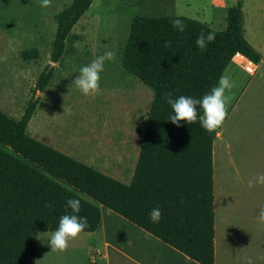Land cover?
<instances>
[{
	"label": "trees",
	"instance_id": "obj_1",
	"mask_svg": "<svg viewBox=\"0 0 264 264\" xmlns=\"http://www.w3.org/2000/svg\"><path fill=\"white\" fill-rule=\"evenodd\" d=\"M92 1L72 0L54 16L50 63L39 74L35 92L45 91L67 38ZM176 18L183 20L184 32L172 27ZM225 21L226 28L215 31L181 16L132 18L120 64L151 91L152 101L128 184L32 138L27 127L37 106L34 97L19 119L0 111V264H35L37 234L55 232L60 217L72 214L69 199L81 202L78 215L89 224L83 233L98 230L103 206L190 260L213 264L215 133L203 129L199 120L174 125L165 93L202 99L236 53L253 64L261 61L243 35L241 0L226 10ZM210 31L215 41L202 51L196 39ZM156 207L163 212L159 223L149 216Z\"/></svg>",
	"mask_w": 264,
	"mask_h": 264
},
{
	"label": "rangeland",
	"instance_id": "obj_2",
	"mask_svg": "<svg viewBox=\"0 0 264 264\" xmlns=\"http://www.w3.org/2000/svg\"><path fill=\"white\" fill-rule=\"evenodd\" d=\"M238 1L93 0L67 38L66 50L54 65L45 91L36 93L39 74L50 63L54 16L72 0H52L49 8L41 7V0H0V111L19 119L34 97L37 106L27 127L32 138L128 184L152 101L151 91L120 64L132 18L181 16L223 31L226 10ZM241 5L246 18L250 1L241 0ZM108 50L115 52L116 58L104 64L101 92L94 97L84 95L73 81L82 66ZM241 68L229 64L223 73L236 87L220 137L213 139V171L221 172L223 189H231L236 196L240 186H229L230 171L217 169L229 160L236 166L246 194V198L242 196L245 208L255 206L249 212L257 216L264 185L249 188L248 181L264 174V80L258 79L259 71L249 76ZM255 221L247 219L238 227L251 238L261 229ZM252 240L256 241L255 236Z\"/></svg>",
	"mask_w": 264,
	"mask_h": 264
},
{
	"label": "crops",
	"instance_id": "obj_3",
	"mask_svg": "<svg viewBox=\"0 0 264 264\" xmlns=\"http://www.w3.org/2000/svg\"><path fill=\"white\" fill-rule=\"evenodd\" d=\"M249 1L246 18L241 7L243 35L262 56L261 61L254 65L255 74L259 71L258 79L264 80V0ZM230 64L238 63L231 60ZM217 137L220 135H215ZM223 147L229 155L227 144ZM217 169L230 171L232 179L228 180L229 186L240 188L233 196L231 189H223L221 172L217 175L216 170L213 171V264H247L248 258L252 259L253 264H264V226L257 229L251 238L247 237L245 229L238 227L247 219L256 220L257 223L258 216L249 212L255 206L248 210L245 208L246 201L242 196L246 198V194L241 185L243 181L238 178V170L230 160ZM257 204L264 208V199ZM99 208L101 222L98 230L82 233L70 243L67 251H51L48 239L53 232H39L35 264H198L111 210L103 206ZM254 236L255 242L252 240Z\"/></svg>",
	"mask_w": 264,
	"mask_h": 264
},
{
	"label": "clouds",
	"instance_id": "obj_4",
	"mask_svg": "<svg viewBox=\"0 0 264 264\" xmlns=\"http://www.w3.org/2000/svg\"><path fill=\"white\" fill-rule=\"evenodd\" d=\"M51 6L52 0H41V7L49 8ZM172 27L179 32L185 31V24L180 18L172 21ZM215 38L214 32H201L196 39V45L199 49L205 51L208 44L214 42ZM115 58V52L111 50L105 51L89 64L82 66L79 70V75L76 76L73 83L84 95L94 97L101 92V73L104 71L105 62L114 61ZM235 87V82L231 77L227 74H222L219 77L217 86L213 87L211 92L205 94L202 99L184 95L174 98L172 92H167L165 93V99L174 113L168 120L177 127L181 126V121L190 125L195 124L199 120L203 129L220 135L219 130L223 128L228 117V108L233 98L231 92ZM199 109L203 110V115L200 114ZM257 184L264 185V174H257L248 181L249 188ZM66 203L72 214H65L60 217L57 230L48 239L51 251H67L70 243L79 238L85 229L89 227L87 217L78 215L81 211L80 200L69 199ZM48 206L50 207V205ZM149 216L153 223H159L163 218V212L160 207H156L150 211ZM257 224L264 226V208L258 213ZM43 235H47V233ZM247 264H253L251 258H248Z\"/></svg>",
	"mask_w": 264,
	"mask_h": 264
},
{
	"label": "built area",
	"instance_id": "obj_5",
	"mask_svg": "<svg viewBox=\"0 0 264 264\" xmlns=\"http://www.w3.org/2000/svg\"><path fill=\"white\" fill-rule=\"evenodd\" d=\"M232 60L238 63V65L242 66V69L245 73L248 75H254L255 74V65L249 61L246 57L243 55L236 53Z\"/></svg>",
	"mask_w": 264,
	"mask_h": 264
},
{
	"label": "water",
	"instance_id": "obj_6",
	"mask_svg": "<svg viewBox=\"0 0 264 264\" xmlns=\"http://www.w3.org/2000/svg\"><path fill=\"white\" fill-rule=\"evenodd\" d=\"M36 93H39V91H36Z\"/></svg>",
	"mask_w": 264,
	"mask_h": 264
}]
</instances>
